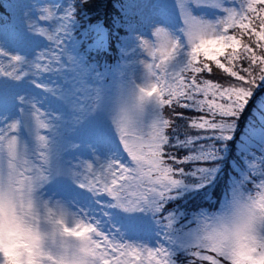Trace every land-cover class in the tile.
I'll list each match as a JSON object with an SVG mask.
<instances>
[{
	"label": "clouds",
	"instance_id": "1",
	"mask_svg": "<svg viewBox=\"0 0 264 264\" xmlns=\"http://www.w3.org/2000/svg\"><path fill=\"white\" fill-rule=\"evenodd\" d=\"M72 3L60 11L53 0H30L23 16L30 52L0 41V82L45 88L42 97L15 94L18 114H5L0 126V264H105L106 238L149 245L129 238V222L162 234L155 246L160 264H264V152L227 181L219 198L206 197L196 209L164 210L191 185L170 150L165 104L182 94L181 72L189 75L186 68L216 52L224 15H196L195 0H176L187 15L175 26L154 23L150 36L137 34L122 66L105 73L69 51ZM48 97L64 107L46 105ZM89 122L107 128L102 144L76 138ZM181 147L189 148L183 157L196 169L191 176L210 184L196 165L206 158L200 147ZM118 157H127L136 179L111 189L93 182ZM61 183L74 192L54 187Z\"/></svg>",
	"mask_w": 264,
	"mask_h": 264
},
{
	"label": "snow or ice",
	"instance_id": "2",
	"mask_svg": "<svg viewBox=\"0 0 264 264\" xmlns=\"http://www.w3.org/2000/svg\"><path fill=\"white\" fill-rule=\"evenodd\" d=\"M195 3L222 8L223 31L217 37L220 43L215 45L216 52L211 55L206 53L207 59L203 64L186 68L184 71L189 75L185 76L181 72L182 79H178L183 88L182 94L165 104L167 116L164 124L172 146L174 138L175 145L181 146L187 142L191 147L194 141L201 138L200 135H186L192 129L210 138H227L233 127L232 121L243 107L250 102L264 105V0H240L239 8L225 7L223 0H195ZM178 10L182 16L187 15L183 4H178ZM68 13L71 15L72 9ZM50 54L58 55L56 49H52ZM206 74H211V78ZM258 82L260 90L253 87ZM40 88L45 90L43 85ZM181 109L195 110L203 115H189L184 119L183 125H179L175 117L183 116ZM182 130L185 131L184 139L179 136ZM217 132L221 134L213 135ZM196 145L206 157L198 160L201 162L200 169L207 174L208 180H212L215 169L210 165L217 157L215 145ZM126 158L118 157L107 162L91 179L108 189L124 184L129 179H136L131 176V169L125 164ZM176 159L179 161L177 167L188 162L184 157ZM258 162L259 160L251 161L249 164ZM203 185L197 180L195 185L188 187ZM101 244L106 250L105 264H160V252L153 246H141L133 240L112 238H106Z\"/></svg>",
	"mask_w": 264,
	"mask_h": 264
},
{
	"label": "rangeland",
	"instance_id": "3",
	"mask_svg": "<svg viewBox=\"0 0 264 264\" xmlns=\"http://www.w3.org/2000/svg\"><path fill=\"white\" fill-rule=\"evenodd\" d=\"M58 1L59 0H53L54 3L60 5L59 10L63 11V9L67 7L69 1L67 0L62 4L60 2L58 3ZM5 2L10 12V17H6V20L4 22L0 21V41H4L9 50L19 49L26 52H30L33 47V41L31 37L25 32L23 25L24 12L26 9L31 7L30 0H7ZM128 2L130 8L129 10L134 14L135 17L130 21H126L127 34L120 37V48L122 52V58L117 61L116 65L114 67H111L109 70H102L105 73L115 72L122 66V61L126 58V53H128V50L136 42L135 38L137 34L150 36L151 26L157 22L166 23L171 26H175L180 22V13L178 10V5L176 4V0H128ZM223 4L225 7L239 8L240 0H223ZM191 8L194 14L203 15L207 18L214 19L219 15H224L223 9L217 8L215 6L191 5ZM75 26H77V23L76 21L72 20L70 25V38L66 41V43L71 54L76 57L82 64H84L81 60L82 58L79 57L78 53H75V48H77L80 43L85 44L87 49H89L91 46L96 47L99 44H104L106 42V34L102 26L94 25L93 28L98 30L97 35H94L93 33L89 34L91 33L90 29L85 28L80 30L79 34L77 35V32L74 31ZM229 34H231V30H229ZM90 36L92 37V40L89 39ZM90 66L93 67V65ZM243 66H246V64ZM213 67L215 68L214 64ZM21 91L28 92L30 94H35L38 97L44 96V90L37 88L36 85L31 84L30 81H25L21 84H8L0 82V126H2L5 114H10L9 118L11 115L18 114V104L13 102V97L15 94H18ZM45 104L57 109H61L64 107L61 102L51 97H48L45 100ZM262 131L264 130L258 129L257 132ZM210 134L211 133H209V135ZM257 134V136L259 137L258 141L248 140L247 142H242L238 144L239 150L242 151L239 152L242 158L240 159V161H235V159H233V166L240 172L239 175H243L244 170L248 167V164L251 162V159L259 160V154L261 152H264V133ZM108 135L109 133L106 127L100 125L98 122H89L88 124L78 129L76 133V138L81 140L96 139L102 144L103 140ZM205 137L206 139H213L216 141L215 148H225V150L227 148L226 144L229 145L227 141L230 142L236 139L234 138L235 135L232 132L229 137L224 139L216 137L210 138L208 136ZM256 149H258L259 152H256ZM250 154L254 157L252 156V158ZM237 176L238 175H234L230 172V175L228 176L223 187L230 178H234ZM221 179L222 178H220L219 180ZM213 185L219 187L218 179H216V177L213 178L210 184H204L202 187H187L186 190L182 192V194L187 190H194L196 188L199 194L205 193L203 194L204 197H208L209 199H211L212 197H215V195H211L212 188L214 187ZM54 187L68 194H72L74 192V189L67 184L61 183L55 185ZM174 197L176 196L170 197L169 199H172ZM128 227L130 239H140L146 241L149 243L150 246L153 247L157 246V242H164L162 239V234H158L149 225H144L139 222H129Z\"/></svg>",
	"mask_w": 264,
	"mask_h": 264
},
{
	"label": "trees",
	"instance_id": "4",
	"mask_svg": "<svg viewBox=\"0 0 264 264\" xmlns=\"http://www.w3.org/2000/svg\"><path fill=\"white\" fill-rule=\"evenodd\" d=\"M127 0H86V2L75 3V7L77 9V15H80L82 18H103L110 29L117 30L118 32H122V24H123V17H124V10L125 4ZM2 8L0 2V9ZM3 10V9H2ZM109 51L105 54L104 60L112 61L116 55L117 50L116 46L113 42L108 45ZM214 68V67H213ZM215 69V68H214ZM209 78H211V74H206ZM222 82V81H221ZM256 90H260V82L253 86ZM183 116L175 117L177 124L183 125L184 119L191 115V116H198L203 115V113H198L195 110L191 109H181ZM235 123L231 129V132L234 133L236 138L230 142L227 141L228 144L227 148H216L217 152L219 153L217 157L211 162L210 167H213L215 171L213 172V176L218 179L219 187L214 186L212 188L211 195H220V191L223 188L224 183L226 182L230 172H235V168L233 166V159L235 161H240L242 156L239 152H242L238 148V144L242 142H247L248 140L258 141L259 134L264 133L257 132L258 129L264 130V105L262 104H253L250 102L248 106L243 107V109L238 113V115L234 118ZM187 135L190 136H197L200 135L201 138L198 141H194L193 144H207L212 143L215 145V140L213 139H206L205 136L201 133H197L195 129H192L187 132ZM180 139L185 138V131H180L179 133ZM237 143V144H236ZM236 144V145H235ZM236 147V148H235ZM174 152L178 159H182L184 155H187L189 152V148H183L181 146L173 144L172 148L170 149ZM226 151V152H225ZM256 152H259L256 149ZM250 153V152H248ZM253 154V153H252ZM252 157L253 155L250 154ZM254 157V156H253ZM252 157V158H253ZM197 166H201V162H196ZM185 169V173L187 174V179L192 182H196L198 179L196 177L191 176L192 171L196 169L193 167L191 162H185L182 165ZM216 167V168H215ZM222 178L221 180H219ZM198 190L190 192L188 197H183L177 202L180 206L184 209H191L194 208L195 205H200L204 203L205 198L203 194H199ZM219 198V197H218ZM167 211V210H166Z\"/></svg>",
	"mask_w": 264,
	"mask_h": 264
}]
</instances>
